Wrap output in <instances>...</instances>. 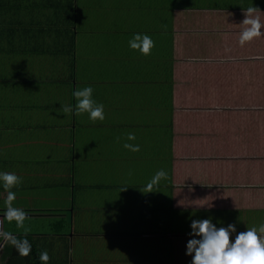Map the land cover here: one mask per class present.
<instances>
[{
  "label": "crops",
  "instance_id": "1",
  "mask_svg": "<svg viewBox=\"0 0 264 264\" xmlns=\"http://www.w3.org/2000/svg\"><path fill=\"white\" fill-rule=\"evenodd\" d=\"M250 7L264 25V0H0V172L22 177L14 206L29 217L27 233L5 218L0 183L5 263L26 239L31 263L47 250L48 264H191L192 220L235 225L233 242L264 223V27L241 42ZM136 33L150 55L129 47ZM86 86L103 121L61 110Z\"/></svg>",
  "mask_w": 264,
  "mask_h": 264
},
{
  "label": "clouds",
  "instance_id": "2",
  "mask_svg": "<svg viewBox=\"0 0 264 264\" xmlns=\"http://www.w3.org/2000/svg\"><path fill=\"white\" fill-rule=\"evenodd\" d=\"M256 10V7L247 9L245 21L250 20L251 27L242 32L241 42L262 35L261 28L264 25L260 23L258 18L251 15ZM129 47L147 56L151 54L155 42L148 34L136 33L129 40ZM93 91L91 86L77 88L73 92L75 104L61 105L62 112L66 115L74 112L77 116L87 113L93 123L97 120L103 121L106 118L104 105L97 103L93 98ZM125 139L126 141H134L136 136L129 132ZM120 140V137L116 138L117 143ZM123 147L131 152L140 151L138 144L125 142ZM167 178L168 173L165 170H158L146 185L144 192H153V187L158 185L160 180ZM0 183L7 192L5 218L10 222L15 221L17 228L23 229L27 233L29 229L25 226V221L29 219L28 214L24 209L14 206L16 193L12 191L22 183V177L14 172H0ZM190 227L192 231L189 235L193 238L187 242L186 255L192 257L191 264H264V223L258 228L254 226L237 234L234 242L230 240V234L236 232V227L233 224H229L226 228H217L212 219L208 218L192 220ZM0 236L7 238L9 233H0ZM13 242L22 257L31 254V244L26 239L23 242L15 240ZM38 258L41 264H48L51 259L47 250L40 252Z\"/></svg>",
  "mask_w": 264,
  "mask_h": 264
},
{
  "label": "trees",
  "instance_id": "3",
  "mask_svg": "<svg viewBox=\"0 0 264 264\" xmlns=\"http://www.w3.org/2000/svg\"><path fill=\"white\" fill-rule=\"evenodd\" d=\"M75 15V14H74ZM2 252H4V249L2 250ZM5 253V252H4ZM13 254L14 255H17V256H13L12 258H11V261L12 262H10L11 264H41V262H33V263H31L29 260H28V258L27 257H22L20 254H19V252L17 251V248H16V246L14 247V250H13ZM4 257L2 256V254H1V257H0V263L1 264H9V263H5L4 261Z\"/></svg>",
  "mask_w": 264,
  "mask_h": 264
},
{
  "label": "built area",
  "instance_id": "4",
  "mask_svg": "<svg viewBox=\"0 0 264 264\" xmlns=\"http://www.w3.org/2000/svg\"><path fill=\"white\" fill-rule=\"evenodd\" d=\"M0 233H2V218L0 217Z\"/></svg>",
  "mask_w": 264,
  "mask_h": 264
},
{
  "label": "rangeland",
  "instance_id": "5",
  "mask_svg": "<svg viewBox=\"0 0 264 264\" xmlns=\"http://www.w3.org/2000/svg\"><path fill=\"white\" fill-rule=\"evenodd\" d=\"M79 72H80V70H79ZM79 72H77V76H78V79H81V76H80V73ZM94 79H95V77L94 76H92Z\"/></svg>",
  "mask_w": 264,
  "mask_h": 264
},
{
  "label": "water",
  "instance_id": "6",
  "mask_svg": "<svg viewBox=\"0 0 264 264\" xmlns=\"http://www.w3.org/2000/svg\"><path fill=\"white\" fill-rule=\"evenodd\" d=\"M1 246H2V243H1V245H0V257H1V254H2ZM0 264H1V263H0Z\"/></svg>",
  "mask_w": 264,
  "mask_h": 264
}]
</instances>
